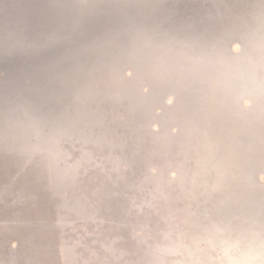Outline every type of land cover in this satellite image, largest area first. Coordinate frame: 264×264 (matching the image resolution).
<instances>
[{
  "label": "rangeland",
  "instance_id": "rangeland-1",
  "mask_svg": "<svg viewBox=\"0 0 264 264\" xmlns=\"http://www.w3.org/2000/svg\"><path fill=\"white\" fill-rule=\"evenodd\" d=\"M6 1L0 264H264V0Z\"/></svg>",
  "mask_w": 264,
  "mask_h": 264
},
{
  "label": "trees",
  "instance_id": "trees-1",
  "mask_svg": "<svg viewBox=\"0 0 264 264\" xmlns=\"http://www.w3.org/2000/svg\"><path fill=\"white\" fill-rule=\"evenodd\" d=\"M22 0L18 1L19 4H21ZM13 18H14V14H13V10H11L10 6H8L7 1L6 0H0V38L6 37V32L9 30H13L12 26H13ZM9 22H8V21ZM21 26H25V24L20 25ZM40 26L43 25H37L36 27L31 28V32H27L28 34L30 33L31 36H33L36 40H39V42L36 44L35 43V47L33 48L34 52H31V50L28 51V54L25 55L27 56L26 58H29L27 62H25L24 60L26 59H12L14 61L11 60V56L10 54H5L0 56V75H5V69L6 67H8V64H12V66L15 65H22V67H24L21 70L26 69V71H30L31 72V77L29 79L25 78L26 80L23 81V85L25 87L28 88V85L30 86H35L38 87V84H42V80H45V77L47 76L49 70H55L56 68L59 69V71H65L66 70H72V71H79L82 70L84 75H87L89 73H91L90 71H95L98 69H95V66H92L91 64H89L84 58H86L85 56H81L77 55V57H80V59H74L71 60V62L69 64H65L63 62H56L57 64H54L52 66H50V64H47L49 62L48 57L51 55V58H53V54H48L46 52V48L45 45L43 44V34L42 31L40 29ZM119 29L114 28L113 31H117ZM45 37V35H44ZM2 41H7L5 39H1ZM1 42V41H0ZM2 44V43H1ZM4 45V44H2ZM32 49V48H31ZM59 53L61 54V50L59 51ZM65 62V61H64ZM81 71L78 73L79 75H82ZM3 83V82H2ZM1 83L0 86V96L1 98L5 97H9L7 94L8 92H10V90L6 91L7 89H11V88H7L6 86H4ZM41 87V86H39ZM4 88V89H2ZM69 90L72 89V85H69V87L67 88ZM6 91V92H5ZM19 99V98H18ZM16 100V99H15Z\"/></svg>",
  "mask_w": 264,
  "mask_h": 264
}]
</instances>
